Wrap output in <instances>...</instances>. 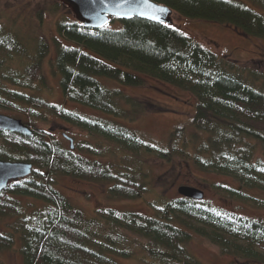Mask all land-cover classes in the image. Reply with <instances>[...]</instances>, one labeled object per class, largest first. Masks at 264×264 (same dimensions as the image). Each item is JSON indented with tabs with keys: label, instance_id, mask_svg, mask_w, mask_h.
Instances as JSON below:
<instances>
[{
	"label": "trees",
	"instance_id": "obj_1",
	"mask_svg": "<svg viewBox=\"0 0 264 264\" xmlns=\"http://www.w3.org/2000/svg\"><path fill=\"white\" fill-rule=\"evenodd\" d=\"M153 1L181 17L235 27L264 40V0L257 11L239 0ZM118 22L122 24L118 31L91 30L76 22L59 24L58 33L68 45H57L52 62L64 97L103 118L80 115L39 98L46 87L42 65L49 44L38 42L30 48L0 25V108L21 111L33 120L48 112L99 140L95 145L81 143L77 152L32 124L26 126L35 131L33 138L0 132V161L34 167L29 178L12 182L0 193V221L14 220L12 232H0V252L13 250L19 241L24 264H121L118 259H133L122 249L129 239L118 231L121 228L150 241V246L141 245L150 264H199L185 249L195 235L223 254L264 264L261 222L188 199L154 204L153 217L99 210L95 218H88L57 190V179L67 177L110 185L113 197L139 200L147 192L135 168L146 161L142 155L164 161L188 157L195 141L183 129L162 149L145 143L121 122L146 107L109 84L142 87L153 80L197 99L192 126L209 137L196 145L194 164L203 172L237 181L239 189L222 187L231 199L264 205L247 192H264V163L253 161L257 146L264 153V132L245 124L240 115L245 112L264 124V93L241 76L228 74L210 51L175 27L139 19ZM107 156L124 159L116 173L100 161ZM27 199L37 204L25 203Z\"/></svg>",
	"mask_w": 264,
	"mask_h": 264
},
{
	"label": "rangeland",
	"instance_id": "obj_2",
	"mask_svg": "<svg viewBox=\"0 0 264 264\" xmlns=\"http://www.w3.org/2000/svg\"><path fill=\"white\" fill-rule=\"evenodd\" d=\"M239 1L254 11L260 8V0ZM173 19L174 27L210 51L225 65L224 69L228 74L241 76L255 91L264 93V40L245 35L235 27L190 20L176 13ZM74 22L76 21L72 13L57 0H0V25L9 34L19 36L28 43L30 48L38 42L49 44V54L42 65L46 87L37 96L59 108L88 117L103 118V115L97 112L69 102L62 93L60 78L52 67L57 54V45H68V42L58 33V25ZM107 28L118 31L122 29V24L116 21L110 23ZM16 67L18 65L14 66ZM109 86L122 91L125 96L146 107L143 113L134 115L135 112H133L134 116L130 115V119L121 121L124 126L135 131L145 143L166 149L174 141L172 135L182 129L188 136L193 135L195 142L190 144L188 157L181 156L171 161H164L142 155L146 161H140L135 168L140 173L142 177L140 182L145 185L147 192L139 200L113 197L110 193V185L81 182L67 177L58 178L57 190L75 207L83 211L88 218H95L99 210H114L153 217L154 204L164 205L177 199H186L178 191L182 187H188L204 194L203 200L197 202H203L220 211L264 224L263 204L231 199L222 190V187L239 189L237 181L214 173L203 172L194 164L193 157L197 154L196 145H201L209 137L206 133L197 132L192 126L198 104L195 97L153 80H148L142 87H121L113 83ZM41 113V119L33 120L21 111L0 108L1 115L21 120L26 125L32 124L50 135L51 138L62 142L66 148L70 147V143L64 136L74 141V150L78 149L83 142H92L93 145L99 142L97 138L64 123L48 112ZM240 115L245 124L250 125L255 131L264 132V124L251 120L250 115L245 112L240 111ZM252 144L256 146L255 143L252 142ZM253 156L254 162L264 163V153L260 146L256 147ZM100 161L107 170L116 173L124 159L122 156H107ZM247 192L264 201V192L256 190ZM23 201L37 204L29 199ZM13 228L14 220L0 221L1 233L12 232ZM117 229L129 239V245L122 249L127 250L133 256V259H118V261L121 264H150L151 258L141 251V245H152L150 241L127 230ZM20 248L21 244L18 241L13 250L0 252V264H24L19 253ZM185 249L199 264H262L223 254L218 246L196 235L185 246Z\"/></svg>",
	"mask_w": 264,
	"mask_h": 264
},
{
	"label": "water",
	"instance_id": "obj_3",
	"mask_svg": "<svg viewBox=\"0 0 264 264\" xmlns=\"http://www.w3.org/2000/svg\"><path fill=\"white\" fill-rule=\"evenodd\" d=\"M72 13L76 23L91 30H102L107 28L111 19L119 21H131L139 19L153 24L174 27V12L170 8L161 5L153 0L148 4L155 8V14L159 20L149 18L152 9L143 4V0H57ZM143 9L145 15H141ZM0 132L20 135L27 138L34 137V130L26 126L21 120L7 117L0 114ZM70 143L71 150H74V141L64 136ZM34 167L28 163H12L0 161V193L5 191L12 182L29 178ZM179 194L186 199L199 201L203 200L204 194L196 189L182 187Z\"/></svg>",
	"mask_w": 264,
	"mask_h": 264
},
{
	"label": "snow or ice",
	"instance_id": "obj_4",
	"mask_svg": "<svg viewBox=\"0 0 264 264\" xmlns=\"http://www.w3.org/2000/svg\"><path fill=\"white\" fill-rule=\"evenodd\" d=\"M143 4H144L146 7L152 9V14H151V16H150L149 18L154 19V20H159V19H160L159 16H157V15L155 14V11H156L155 8H154L152 5H149V4H148V0H143ZM140 14H141V15H145L146 13H145V11H144L143 9H141Z\"/></svg>",
	"mask_w": 264,
	"mask_h": 264
}]
</instances>
